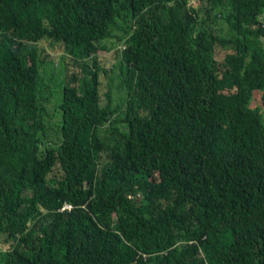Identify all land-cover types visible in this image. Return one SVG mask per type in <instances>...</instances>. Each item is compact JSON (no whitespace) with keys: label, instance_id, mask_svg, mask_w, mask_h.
Wrapping results in <instances>:
<instances>
[{"label":"trees","instance_id":"obj_1","mask_svg":"<svg viewBox=\"0 0 264 264\" xmlns=\"http://www.w3.org/2000/svg\"><path fill=\"white\" fill-rule=\"evenodd\" d=\"M190 1L0 0V264H264V0ZM120 16L121 105L98 59Z\"/></svg>","mask_w":264,"mask_h":264},{"label":"rangeland","instance_id":"obj_2","mask_svg":"<svg viewBox=\"0 0 264 264\" xmlns=\"http://www.w3.org/2000/svg\"><path fill=\"white\" fill-rule=\"evenodd\" d=\"M189 4L196 7L197 3L191 0ZM222 10V11H221ZM220 10L221 16H225L229 10L226 7H222ZM261 18V16L259 17ZM132 23L130 18H123L122 16L116 17L110 23L111 28V38L102 41L100 44L105 45L109 48L108 51L99 52V63L107 71V78L112 87V96L114 104L121 105L122 99L125 97V90L122 87V71L119 66L118 54L121 51V44L123 41L118 42L117 37L126 35L127 27ZM216 31L218 35L222 37H230L232 31L228 28V23L223 18H218L216 20ZM261 43L264 45V37L261 38ZM41 47L45 48L46 53L49 55V61L45 64L39 66L38 75L41 78V83L43 85V91L45 93L44 106L48 113L47 119L45 121V136L44 142H57L60 140V135L58 132L60 123V112L58 111L57 104L60 102L61 98V81L63 80V68L60 64L61 53L54 51L46 46V44H41ZM233 50L232 46H227L222 48L218 52V57L222 58L225 53L231 52ZM105 81L103 80V87ZM250 107L259 108L261 114L264 116V106L261 101V92L254 91ZM122 110V107L120 108ZM3 246L0 245V249ZM6 249V247H3Z\"/></svg>","mask_w":264,"mask_h":264},{"label":"built area","instance_id":"obj_3","mask_svg":"<svg viewBox=\"0 0 264 264\" xmlns=\"http://www.w3.org/2000/svg\"><path fill=\"white\" fill-rule=\"evenodd\" d=\"M124 49V46H121V51ZM72 205L68 202L64 203V205L61 207V210H71L72 209Z\"/></svg>","mask_w":264,"mask_h":264}]
</instances>
